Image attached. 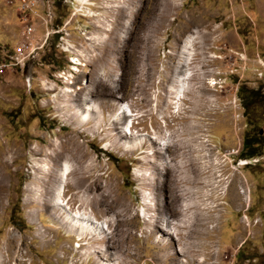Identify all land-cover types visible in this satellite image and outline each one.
<instances>
[{
	"label": "rangeland",
	"instance_id": "obj_1",
	"mask_svg": "<svg viewBox=\"0 0 264 264\" xmlns=\"http://www.w3.org/2000/svg\"><path fill=\"white\" fill-rule=\"evenodd\" d=\"M65 1L0 0V264H264V0ZM26 28L41 48L9 66Z\"/></svg>",
	"mask_w": 264,
	"mask_h": 264
},
{
	"label": "bare ground",
	"instance_id": "obj_2",
	"mask_svg": "<svg viewBox=\"0 0 264 264\" xmlns=\"http://www.w3.org/2000/svg\"><path fill=\"white\" fill-rule=\"evenodd\" d=\"M78 1H80L82 4H84L85 3V0H78ZM166 8V7H165ZM164 11V10H163ZM162 11V12H163ZM123 12V14L125 13V11H122ZM164 16V15H163ZM165 16H167V15H165ZM194 36L193 37H188L187 39H186V41H185V43L183 44V47H182V53H187L188 52V50L190 49H192V44H193V41H194ZM69 50V49H68ZM72 51V50H71ZM70 51V52H71ZM190 55H191V53L189 54V56H187V57H184V60H183V62L182 63H180L179 64V66L177 67V69H176V75H175V81H176V84L178 85V89H176V92H178V94H182L184 91H185V84H186V81L188 80V77H189V74H188V72H187V66H188V64H189V60H190ZM242 58H244V57H242ZM77 70V69H76ZM75 70V71H76ZM183 98V97H182ZM182 98L181 97H179V99L180 100H182ZM86 102H90V100L89 99H84ZM86 110H87V112H81V111H79V110H76L77 111V114H78V112H79V116L83 119V120H87V119H89L90 118V113L91 112H94V110H93V108H92V106L91 105H88L87 106V108H86ZM75 111V112H76ZM128 110L127 109H124L123 110V117L125 118V117H129V115H128ZM76 114V115H77ZM75 114H74V116H76ZM129 127V126H128ZM114 128L116 129V126L114 125ZM129 130H130V128H129ZM134 133H132V135H133ZM131 134H125V136H124V138H131V137H133ZM121 136V135H120ZM129 136V137H128ZM140 137V136H139ZM121 138H123V136L121 137ZM136 138H137V136H136ZM144 138H140V139H138L139 140V144L140 143H142V140H143ZM74 140V139H73ZM136 140V139H135ZM150 140L152 141V138H150ZM70 141V140H69ZM69 141L67 142V143H65V145L66 144H69ZM72 142V141H71ZM74 145H75V147L78 149L80 146H79V144H76L75 143V141L74 142H72ZM163 144H165V146H169V144H167V143H163ZM72 145V144H71ZM141 145V144H140ZM158 145L159 146H161L162 145V143L161 142H158ZM164 146V145H163ZM62 147H63V145H62ZM61 147V148H62ZM66 147V146H65ZM61 148H59L60 150H61ZM77 149H74V150H77ZM56 150V149H55ZM58 151V150H57ZM70 153V152H69ZM69 155V157L70 158H74V159H77L76 158V156H75V154H73V153H70V154H68ZM68 157V156H67ZM67 157H66V159H67ZM50 158H51V160L52 161H58V159L60 158V152H55V153H52V155H50ZM69 158V159H70ZM156 160V159H155ZM154 161V160H153ZM156 163V162H155ZM55 164V163H54ZM69 163H68V161L67 160H65L64 161V163H63V165H62V169H60V174L58 173V176H59V178H58V182L56 183V185H49V184H47V185H45L46 187H47V189L50 191V192H52V194H53V197L52 198H50V205L51 206H53V207H57V208H60L61 209V211L63 210V211H67V209H66V206L68 205L67 203L65 204V206H64V200L62 199V194H63V189L65 190V184H66V182H67V179H68V175H69ZM79 181V180H78ZM81 181H83V183H80L82 186H87V188H89V189H91V186H88L86 183H85V181L84 180H81ZM93 186V185H92ZM88 189V190H89ZM150 203V205H153V202H149ZM72 214V213H71ZM201 214V213H200ZM143 216H145V218L147 219V220H151V216H152V214L150 213V212H148V211H146V210H143V214H142ZM202 216L204 215V214H201ZM68 219H70V221H71V223H72V225L73 226H80L81 227V230H89V231H91V230H95V231H100L101 232V230L102 231H105V229H106V227H107V225L105 224V226H103L102 224H100V226L97 224V223H95V221L92 219V218H90V217H86V215H85V217H82V215H79V217H75V216H68L67 217ZM199 218V217H198ZM173 219V218H172ZM172 219H169V218H165V219H163V220H161L160 221V229H161V231H163V232H170V233H172V230H171V228L172 227H170V220H172ZM209 219V218H208ZM66 220V219H65ZM208 221V220H207ZM201 222V221H200ZM204 222V221H203ZM197 223V222H196ZM207 223V222H206ZM104 224V223H103ZM205 224V223H204ZM182 225V224H181ZM196 225V224H195ZM206 225V224H205ZM193 226V225H192ZM197 226H199V225H197ZM205 227V226H204ZM155 228V227H154ZM189 228H190V226H189ZM80 229V228H79ZM173 229V228H172ZM199 229V227H197V230ZM80 230V231H81ZM200 230H201V228H200ZM199 232V231H198ZM201 232H203V231H201ZM192 233H194V232H192ZM183 234V233H182ZM191 234V233H190ZM195 235H196V233H195ZM159 240V239H158ZM206 245V244H205ZM207 246V245H206ZM177 252H178V250H177ZM185 254V253H184ZM183 254V255H184ZM186 255V254H185ZM190 257V256H189ZM183 262H184V260H183ZM102 264V263H101Z\"/></svg>",
	"mask_w": 264,
	"mask_h": 264
},
{
	"label": "built area",
	"instance_id": "obj_3",
	"mask_svg": "<svg viewBox=\"0 0 264 264\" xmlns=\"http://www.w3.org/2000/svg\"><path fill=\"white\" fill-rule=\"evenodd\" d=\"M39 0H20V11L21 12H29L31 11L32 8L37 6V2ZM65 2L72 4L71 6H73L72 8H74V15L77 16L79 14H83L84 15V11H83V6H87L89 4V1L86 0V2H88V4L84 3L82 4L80 1L78 0H66ZM80 15V16H83ZM49 19L53 20L52 18V14L49 15ZM51 20V22H52ZM62 29V28H61ZM53 33L54 34H60V36L58 37L59 42L58 44H60V49L61 51L66 54V48L67 45L70 43V41L68 39H66V35L62 34V30H55L53 28ZM32 30L29 28H26L25 32H24V36H23V41L20 44V46H17L14 50V55L10 58L12 60V63L9 64V66H16L18 64H23L24 62L28 61L29 59L33 58L35 52L41 48L40 46H37L35 43H33L32 38H30L31 34H32ZM64 35V36H62ZM49 36V33H47L46 38L44 39V44L47 40V37ZM68 38V37H67ZM258 62L260 64V66L262 67V69L264 68V62L261 59H258ZM5 66V65H4ZM3 67V66H2ZM1 67V68H2ZM61 75V74H59ZM58 75V76H59ZM258 76L261 78H264V70L262 72L258 73ZM27 83H29V81L27 80Z\"/></svg>",
	"mask_w": 264,
	"mask_h": 264
},
{
	"label": "trees",
	"instance_id": "obj_4",
	"mask_svg": "<svg viewBox=\"0 0 264 264\" xmlns=\"http://www.w3.org/2000/svg\"><path fill=\"white\" fill-rule=\"evenodd\" d=\"M246 148H247V147H246ZM254 156H256L255 153H249V154L246 155L247 158H252V157H254Z\"/></svg>",
	"mask_w": 264,
	"mask_h": 264
}]
</instances>
